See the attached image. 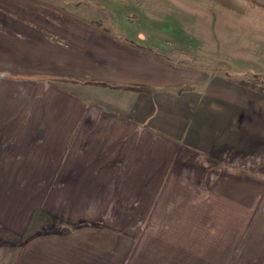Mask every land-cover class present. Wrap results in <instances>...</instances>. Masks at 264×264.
<instances>
[{
  "label": "crops",
  "instance_id": "1",
  "mask_svg": "<svg viewBox=\"0 0 264 264\" xmlns=\"http://www.w3.org/2000/svg\"><path fill=\"white\" fill-rule=\"evenodd\" d=\"M220 23L264 75V0H0V264H264V88L167 46Z\"/></svg>",
  "mask_w": 264,
  "mask_h": 264
},
{
  "label": "rangeland",
  "instance_id": "2",
  "mask_svg": "<svg viewBox=\"0 0 264 264\" xmlns=\"http://www.w3.org/2000/svg\"><path fill=\"white\" fill-rule=\"evenodd\" d=\"M99 16L101 19H112L113 17L110 14H106L103 10L99 11ZM109 15V16H108ZM116 20L122 21L121 20V16H119V13H114ZM217 18V17H216ZM244 21H248L250 20L249 18L246 19H242ZM203 22V21H202ZM211 22V21H210ZM243 23V22H242ZM212 26V25H211ZM225 28H223L222 23L218 25H215L214 28H212L213 32H217L216 33V37L217 39H226L229 40L230 38L232 39H237L238 43L237 45H231V44H226V43H222L219 45H214V44H210V45H202L199 43H196L194 45H189L186 43H182V37L181 35L179 36V42H177V44H173V42H175V39H167V42H172V43H168L167 46L170 47H177L179 48V51H177L178 53L173 55L172 57L180 64H188L189 66H192L196 69H206L208 71L212 72H216V73H226L228 74L230 77L241 81L243 83H247L249 86L252 87H258V88H264V75L262 74H255L254 73V69L253 67H251V65L249 64L248 61L246 60H235V59H219L218 54L215 53V57L213 59H208V58H202V56H205L204 54H198L196 51H203V48L205 46V48H210L211 51H217L218 47L221 49H225L230 47V46H237L238 48L240 47V45L242 44L244 47H249L248 41L246 40V38H241L240 34H237L235 30H233L232 28H228L227 27V31L225 32L224 30ZM146 33L149 34H153L154 30L153 28H149L147 26V28L145 29ZM180 33L178 34H182L183 29H181L179 31ZM157 36H159L157 34ZM158 37H155V39H157ZM164 38V37H162ZM185 38V37H183ZM166 39V38H165ZM241 41V44L240 42ZM166 42V41H165ZM195 47V50H192V48ZM188 48H191L188 50ZM198 48V49H197ZM187 51H194L196 54H194L195 58H189L187 56ZM229 51V50H227ZM226 51V52H227ZM51 224H53L51 222Z\"/></svg>",
  "mask_w": 264,
  "mask_h": 264
},
{
  "label": "trees",
  "instance_id": "3",
  "mask_svg": "<svg viewBox=\"0 0 264 264\" xmlns=\"http://www.w3.org/2000/svg\"><path fill=\"white\" fill-rule=\"evenodd\" d=\"M88 83H93V84H101V85H107V83H105V82H100V81H92V80H90V81H87ZM246 84V83H245Z\"/></svg>",
  "mask_w": 264,
  "mask_h": 264
}]
</instances>
